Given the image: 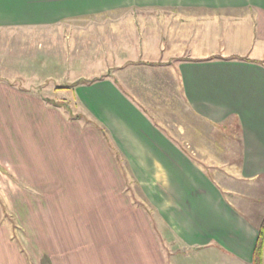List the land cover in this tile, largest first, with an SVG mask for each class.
Instances as JSON below:
<instances>
[{
  "label": "crops",
  "instance_id": "obj_1",
  "mask_svg": "<svg viewBox=\"0 0 264 264\" xmlns=\"http://www.w3.org/2000/svg\"><path fill=\"white\" fill-rule=\"evenodd\" d=\"M133 2H145L135 6L148 11L150 36L154 22L172 28L174 51L166 61L113 64L92 83L78 79L65 89L79 113L0 79V264H165L164 243L171 252L177 244L179 256L212 249L252 264L261 222L238 214L197 152L162 124L172 114L169 95L138 70L172 67L195 118L238 124L239 180L264 178V0H0V31L92 21ZM180 45L185 56L175 52ZM127 177L156 221L133 202L137 215L124 217ZM115 210L121 216H109ZM131 222L147 228L124 233ZM98 225L105 232H93Z\"/></svg>",
  "mask_w": 264,
  "mask_h": 264
},
{
  "label": "rangeland",
  "instance_id": "obj_2",
  "mask_svg": "<svg viewBox=\"0 0 264 264\" xmlns=\"http://www.w3.org/2000/svg\"><path fill=\"white\" fill-rule=\"evenodd\" d=\"M143 3L145 2L127 3L126 5L132 6L126 7L124 12L92 21L82 19L40 30L28 28L23 32L0 31V79L12 80L15 84L32 91H42L49 100L62 106L65 112L69 113L70 110L71 113H79L72 94L65 89L73 86L78 79H93L101 70L113 64H124L135 59L166 61L174 51L175 46L169 37L172 28L165 29L154 22V25L153 23L150 25V29L153 30L152 36L142 28L147 17L143 18L141 12L148 11H142L140 9L146 8L135 5ZM156 3L166 5L164 2ZM176 5H179V1ZM159 20L169 21L163 15ZM175 52L185 56L187 49L180 45ZM138 72L150 83L162 85L163 91L169 95L167 103L172 108V114L165 116L164 120L160 119L162 124L174 137L182 139L184 145L188 142L185 147H189L190 155V151L197 152L201 166L216 180L229 205L254 224H260L264 218V178L256 181L239 180L242 136L238 124L227 122L212 125L195 118L176 84L178 81L173 75L172 67L170 70L165 66L162 70L146 68ZM178 129L182 134H179ZM108 173L111 175L110 184L115 185L112 173L110 171ZM126 188L123 195L126 202L124 217L131 220L132 213L137 215V210L131 204L133 202L135 206L144 207L149 214L148 217L156 221L157 214L147 207L150 204L139 190L134 178H126ZM0 200L2 201L1 198ZM129 203L133 208L128 207ZM2 214L3 217H7L4 211ZM121 214L122 211L115 210L109 216ZM86 216L95 218L91 211ZM95 216L99 217L97 214ZM127 224L129 227L124 230L126 234H137L138 229L147 228L137 225L135 227L132 222ZM118 227L121 228L120 225ZM118 227H110V233H121ZM92 228L93 232H105L99 225ZM17 230L19 228L14 226L11 236L19 245ZM175 249L177 244L173 243L171 252L168 250V244L164 243L162 253L165 264H239L223 255H213L212 249L205 250L197 256H179L175 254ZM132 264H141V261L134 259Z\"/></svg>",
  "mask_w": 264,
  "mask_h": 264
},
{
  "label": "trees",
  "instance_id": "obj_3",
  "mask_svg": "<svg viewBox=\"0 0 264 264\" xmlns=\"http://www.w3.org/2000/svg\"><path fill=\"white\" fill-rule=\"evenodd\" d=\"M96 79L89 80L88 83L94 82ZM252 264H264V218L258 227V238L253 253Z\"/></svg>",
  "mask_w": 264,
  "mask_h": 264
}]
</instances>
